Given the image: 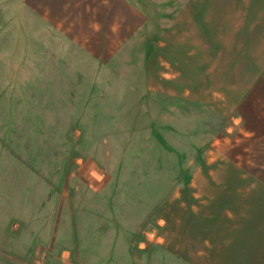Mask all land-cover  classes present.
<instances>
[{
  "label": "rangeland",
  "instance_id": "374dc122",
  "mask_svg": "<svg viewBox=\"0 0 264 264\" xmlns=\"http://www.w3.org/2000/svg\"><path fill=\"white\" fill-rule=\"evenodd\" d=\"M194 2L98 50L0 0V264H264V4Z\"/></svg>",
  "mask_w": 264,
  "mask_h": 264
},
{
  "label": "crops",
  "instance_id": "0c3cea01",
  "mask_svg": "<svg viewBox=\"0 0 264 264\" xmlns=\"http://www.w3.org/2000/svg\"><path fill=\"white\" fill-rule=\"evenodd\" d=\"M34 12L45 18L52 26L65 32L84 33L91 47L98 50H109L117 46L118 41H128L136 30L146 23L145 13L139 10L134 0H23ZM258 4H264V1ZM197 0L194 2V12ZM256 18L262 11L256 3ZM143 16V17H142ZM68 18L70 29L64 28ZM48 23V24H49ZM82 39V38H81ZM95 42L97 45H95ZM99 42V44H98ZM102 54V53H100ZM239 238V235H236ZM238 239H236V243ZM239 249L242 247L238 243ZM240 253L232 254L227 264H239ZM245 255V254H243ZM249 256V255H246Z\"/></svg>",
  "mask_w": 264,
  "mask_h": 264
}]
</instances>
